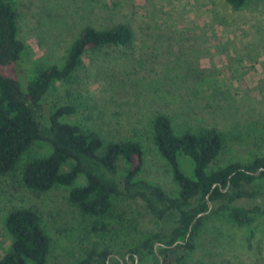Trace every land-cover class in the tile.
<instances>
[{"label": "rangeland", "instance_id": "obj_1", "mask_svg": "<svg viewBox=\"0 0 264 264\" xmlns=\"http://www.w3.org/2000/svg\"><path fill=\"white\" fill-rule=\"evenodd\" d=\"M17 8L18 37L26 44L17 69L23 86L37 68L61 66L84 26L131 25L132 47L86 51L74 78L56 83L46 95V104H71L75 111L69 121L97 129L106 138L139 140L144 155L138 179L158 184L171 197L178 193L170 167L150 134L151 118L159 112L171 117L177 131L216 126L250 135L230 142L209 169L264 152V143L258 140L264 122V0H249L238 9L226 0H18ZM48 151V146L36 145L31 154ZM178 158L182 170L192 176L190 157ZM83 182L81 177L77 181ZM69 188L33 192L22 185L18 171L0 176V257L10 246L5 215L18 206L41 214L54 240L50 264H79L92 245L99 250L103 241L85 237L68 203ZM122 205L132 218L125 242L150 233H163L165 241L177 226V211L158 220L140 201ZM162 244L153 242L161 259ZM119 246L112 247L104 264L155 262L150 252L133 261ZM177 264H264V202L248 223L208 219L192 252Z\"/></svg>", "mask_w": 264, "mask_h": 264}, {"label": "trees", "instance_id": "obj_2", "mask_svg": "<svg viewBox=\"0 0 264 264\" xmlns=\"http://www.w3.org/2000/svg\"><path fill=\"white\" fill-rule=\"evenodd\" d=\"M226 1L238 9L249 0ZM17 3L0 0V176L18 171L22 185L33 192L70 187L68 203L79 217L85 237L103 241L99 250L92 245L79 264H104L112 247L118 245L133 261L150 252L153 264H177L192 252L197 233L211 217L243 224L261 212L264 152L209 169L230 142L250 137L247 133L235 134L216 126L177 131L170 116L156 113L150 121L152 141L179 187L177 195L171 197L158 184L137 178L144 155L139 140L106 138L97 129L69 121L75 111L71 104H46V95L56 83L74 78L86 51L132 47L135 35L128 23L106 28L84 26L61 66L37 68L23 86L17 69L26 44L18 37ZM258 140L264 143V122ZM36 145H46L49 151L32 155ZM180 154L190 157L192 176L182 170ZM65 165L69 168L63 169ZM80 177L84 182L78 184ZM207 200L214 206L201 214L208 210ZM122 201L142 202L158 220L177 211V226L165 241L163 233H150L125 242L132 218L126 215ZM4 226L10 246L0 257V264H50L54 240L38 211L25 206L12 208L5 215ZM155 240L163 242L158 247L160 253L165 250L163 259L155 252ZM169 255L175 258L167 259Z\"/></svg>", "mask_w": 264, "mask_h": 264}, {"label": "water", "instance_id": "obj_3", "mask_svg": "<svg viewBox=\"0 0 264 264\" xmlns=\"http://www.w3.org/2000/svg\"><path fill=\"white\" fill-rule=\"evenodd\" d=\"M207 204H208V210L206 211V212H203V213H201V214H205V213H207L211 208H212V203L209 201V200H207ZM189 234V233H188ZM160 258V257H159ZM160 261H161V259H160Z\"/></svg>", "mask_w": 264, "mask_h": 264}]
</instances>
